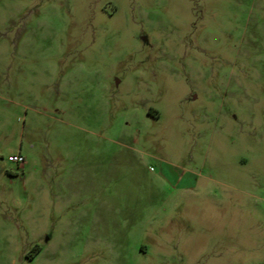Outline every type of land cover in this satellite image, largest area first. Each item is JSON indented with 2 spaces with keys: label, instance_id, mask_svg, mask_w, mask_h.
<instances>
[{
  "label": "rangeland",
  "instance_id": "rangeland-1",
  "mask_svg": "<svg viewBox=\"0 0 264 264\" xmlns=\"http://www.w3.org/2000/svg\"><path fill=\"white\" fill-rule=\"evenodd\" d=\"M0 264H264V0H0Z\"/></svg>",
  "mask_w": 264,
  "mask_h": 264
},
{
  "label": "built area",
  "instance_id": "built-area-1",
  "mask_svg": "<svg viewBox=\"0 0 264 264\" xmlns=\"http://www.w3.org/2000/svg\"><path fill=\"white\" fill-rule=\"evenodd\" d=\"M8 161L14 162L16 164H22L24 159L21 156H12L8 158Z\"/></svg>",
  "mask_w": 264,
  "mask_h": 264
}]
</instances>
